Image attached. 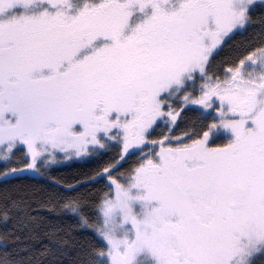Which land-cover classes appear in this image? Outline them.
Returning <instances> with one entry per match:
<instances>
[{"label": "snow or ice", "instance_id": "obj_1", "mask_svg": "<svg viewBox=\"0 0 264 264\" xmlns=\"http://www.w3.org/2000/svg\"><path fill=\"white\" fill-rule=\"evenodd\" d=\"M0 264H264V0H0Z\"/></svg>", "mask_w": 264, "mask_h": 264}, {"label": "trees", "instance_id": "obj_2", "mask_svg": "<svg viewBox=\"0 0 264 264\" xmlns=\"http://www.w3.org/2000/svg\"><path fill=\"white\" fill-rule=\"evenodd\" d=\"M243 39L241 36L234 37L232 41L229 42L228 45L225 46L224 51L221 53V55L217 58L218 61L225 59L228 55H230V48L233 46H236L239 44V42ZM65 167H61L57 170L58 174H62L65 176H71L78 171H85L87 168L91 167L92 165L84 164L81 162L76 163H66Z\"/></svg>", "mask_w": 264, "mask_h": 264}, {"label": "rangeland", "instance_id": "obj_3", "mask_svg": "<svg viewBox=\"0 0 264 264\" xmlns=\"http://www.w3.org/2000/svg\"><path fill=\"white\" fill-rule=\"evenodd\" d=\"M66 163H69V162H65V164H66Z\"/></svg>", "mask_w": 264, "mask_h": 264}]
</instances>
